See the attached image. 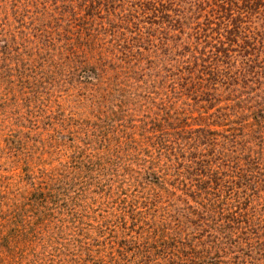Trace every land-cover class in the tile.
Segmentation results:
<instances>
[{"label":"trees","instance_id":"16d2710c","mask_svg":"<svg viewBox=\"0 0 264 264\" xmlns=\"http://www.w3.org/2000/svg\"><path fill=\"white\" fill-rule=\"evenodd\" d=\"M103 1L54 0L59 17L35 22V33L62 54L50 60L55 67L80 84L97 89V81L117 80L115 90H129L120 97H143L158 112L130 120L121 138L99 136L85 119L65 133L58 124L74 115L56 124L40 108L16 120L18 131L0 125V158L11 164L0 189V263L38 247L48 264H264V0L195 4L198 14L207 5L204 22H194V41L184 44L208 50L194 49L192 62L172 60V79L161 85L178 88L173 102L166 92H148L150 72L137 87L110 61L132 43L115 48L126 35L116 33L114 20H122L101 9ZM145 2L167 23L168 11L180 13V26L193 19L189 0ZM4 24L0 18V57L11 50ZM135 30L140 37L142 27ZM56 152L67 161L46 169L43 156ZM113 174L120 179L109 183ZM86 193L89 204L81 200Z\"/></svg>","mask_w":264,"mask_h":264},{"label":"rangeland","instance_id":"374dc122","mask_svg":"<svg viewBox=\"0 0 264 264\" xmlns=\"http://www.w3.org/2000/svg\"><path fill=\"white\" fill-rule=\"evenodd\" d=\"M15 1L20 2V4L15 5L6 0H0V7L5 8H0V18L5 23V46L10 45L11 48V50L6 49L8 53L6 57H0V125H9L12 130L18 131L20 122L16 120L20 118L29 119V107L38 111L40 108L49 113L52 111L51 117L56 115L54 117V123L56 124L61 121L62 115L68 117L73 114L72 119H66L63 124H58L60 127L63 125L66 127L65 133L72 131L79 119H85L90 125H94L93 128L99 133V136L109 135L111 138H121L129 132L127 126L130 120L140 119L150 112H158L156 106L146 109L143 97L130 95L120 97L121 94L126 95V93L121 92H129V90L126 88L120 90L121 92L115 90L117 89L115 88L117 80L113 82L108 78L105 83L97 81L95 82L97 89H94L92 85L80 84L76 75H72L71 72L56 68L50 60L53 58L62 60V54L51 46H47L44 39L37 36L35 22L36 25H40L41 21L44 22L53 17H59L58 10L61 11L62 6L54 5V0ZM45 1H48V10H45L43 6H38V3ZM145 1L108 0L107 3V0H104L102 2L101 9L108 8L110 13H114L122 20L117 21L115 19L114 28L116 33L124 30L122 33L126 37L116 39L114 42L115 48L119 40H125L121 48L123 50L127 47L126 43H132L131 51L128 54L121 56L118 52H111L109 55L111 57L110 61L121 64L126 69L123 72L124 76L126 75L134 80L131 83L137 87H140L139 80L146 74L147 79H149L150 72V80H153V82H151L152 90L149 85L148 92L157 94L166 92L169 100L173 102L178 88L174 92L169 91V88L163 89L161 81L167 79V77L170 80L172 79L171 75L174 73L173 59L180 61L181 55H183V58H190L189 61L192 62L191 56L194 55V49L202 53L203 49L207 47V45H200L199 49L196 46L189 49L188 46H185L187 41H190L188 42L190 45L194 41L193 36L196 29L194 22H204L203 16L206 14L207 5L202 7L205 10L204 14H201L203 10L198 14L195 4L203 2V0H189L187 5L192 9L193 19H183V24L181 23L182 26H180L176 21L180 13L168 11L172 22L167 23L165 16L151 14L149 12L151 9L149 5L145 4ZM141 3L143 4L141 5ZM15 7L19 8L18 12L20 13L17 17ZM48 14L51 16L46 17ZM261 22L264 23V17ZM139 26L142 27V35L136 37L137 31L135 28ZM176 27L182 29L178 30ZM33 35H36L35 40H38L39 45L32 44ZM28 37L31 40L28 41ZM182 47L185 48L183 51ZM108 52L109 48L104 47V54L106 55ZM121 59L123 60L121 61ZM167 69L170 71L167 72ZM24 80H26V83ZM136 93L142 92L137 90ZM94 101H96L95 107H93ZM155 102L158 103V101ZM189 103L191 101L186 100L185 104L190 105ZM41 105H44L45 108H42ZM198 107L193 106L190 110L193 112L198 111ZM185 108L189 109L190 107ZM101 117L102 119H100ZM42 126L43 122L41 121L38 127ZM22 131L26 132L25 129ZM68 145L66 144L65 147L61 148L63 149L62 153H69L68 148H66ZM63 161H67L66 158L60 156L57 152L45 155L42 158L46 169L55 168L60 170V163ZM10 168L11 164L0 158V189H3L8 182ZM117 179L120 178L113 174L109 183ZM107 181L108 179H106L105 184H107ZM114 186L115 184L112 187ZM92 191H94L93 187ZM84 198L87 199L86 201L89 204L92 193L89 195L84 194L81 200ZM21 252L6 264H48V262L38 260V247Z\"/></svg>","mask_w":264,"mask_h":264}]
</instances>
